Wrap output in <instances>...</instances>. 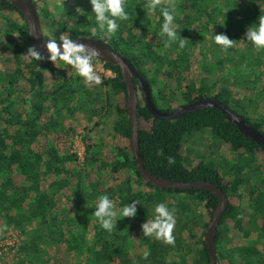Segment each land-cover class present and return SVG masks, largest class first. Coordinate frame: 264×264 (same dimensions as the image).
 I'll return each instance as SVG.
<instances>
[{
    "label": "trees",
    "instance_id": "trees-1",
    "mask_svg": "<svg viewBox=\"0 0 264 264\" xmlns=\"http://www.w3.org/2000/svg\"><path fill=\"white\" fill-rule=\"evenodd\" d=\"M32 1L49 36L98 38L122 53L147 80L152 102L161 111L211 98L264 135L259 52L252 53L251 46L221 51L211 39L212 33L231 39L232 31L244 36L247 27L264 16V0L174 2V23L185 39L183 48L178 43L164 47L165 37L159 33L160 7L168 2L150 13L145 0H125L129 19L118 21L116 32L106 34L97 28L91 6L76 12L83 1L59 6L56 13L43 0ZM28 47L23 17L2 0L0 239L12 227H27L39 233L45 249H21L16 264H209L204 232L217 199L208 191L159 189L140 176L128 146L127 92L120 68L102 62L112 76H101L100 85L89 86L60 61L25 59L22 55ZM246 101L254 104L252 111L245 107ZM82 112L101 130L110 119L111 132L103 139H84L80 160L71 150L76 134L71 118ZM137 119L145 170L172 181L203 180L224 191L227 207L214 240L217 264H264V148L213 108L160 120L150 114L141 97ZM205 132L224 147L222 157L185 164L183 138ZM100 195L112 199L116 209L139 201L136 216H117L113 232L107 233L92 215ZM161 202L174 209L172 244L144 236L141 230L154 205ZM133 234L138 240L134 251Z\"/></svg>",
    "mask_w": 264,
    "mask_h": 264
},
{
    "label": "clouds",
    "instance_id": "clouds-1",
    "mask_svg": "<svg viewBox=\"0 0 264 264\" xmlns=\"http://www.w3.org/2000/svg\"><path fill=\"white\" fill-rule=\"evenodd\" d=\"M91 5V14L95 17L97 28L101 32L108 34L115 33L119 27L118 21H127L129 14L125 10V0H89ZM160 5V0H145V7L151 13ZM176 5L173 0H168L167 7H160V16L163 23L160 27V34L165 37L164 47H169L172 43H178V47L185 46V39L181 38L176 31L174 23V13ZM78 14L83 13L80 8H76ZM75 19V17H73ZM33 31L32 29H30ZM95 31V29H94ZM37 32V31H36ZM211 39L215 45L220 46L221 51L233 47V41L225 34H211ZM45 48L47 59L51 62L60 61L64 65L70 66L79 77L83 78L86 85H100L102 83L100 75L95 71L93 61L99 57L96 47L80 43L68 35H60L59 39L49 36L45 39ZM243 41L250 44L255 51L264 50V16H259L257 22L248 26L244 34ZM25 59L42 61L45 59L34 47H28L26 54L22 55ZM171 157L168 163H173ZM137 204L139 201L132 200L116 209L114 201L107 195H100L95 202V208L92 215L95 217L99 226L107 233L111 234L116 226L117 216L122 218H133L137 214ZM152 217L141 225L144 236H154L166 244L174 242L173 230L176 225L174 209L161 202L156 203L152 209ZM147 256V253H145Z\"/></svg>",
    "mask_w": 264,
    "mask_h": 264
},
{
    "label": "water",
    "instance_id": "water-1",
    "mask_svg": "<svg viewBox=\"0 0 264 264\" xmlns=\"http://www.w3.org/2000/svg\"><path fill=\"white\" fill-rule=\"evenodd\" d=\"M2 0H0L1 2ZM9 3L21 14L26 24L28 41L30 47H34L42 56L46 58L49 55L45 48V43L48 38L43 36L37 9L32 0H7ZM32 29L33 31H31ZM37 31V32H36ZM72 39L80 43L90 44L99 52V57L96 59L100 62L109 63L120 68L122 80L126 85L127 92V111L130 123V136L128 146L136 161V167L140 176L149 182L153 187L159 189H195L199 191H208L215 195L217 205L215 206L210 222L204 232V243L209 255V264H217L214 240L218 223L222 217L223 212L227 207L226 195L224 191L203 180L185 182L180 180L161 179L153 176L145 170L142 159L140 157L138 147V94L139 90L143 99V104L156 119L174 120L184 117L185 115L205 108H213L219 110L227 120L232 123L237 130L246 138L251 139L257 145L264 148V135L257 131L251 124L247 123L243 117L233 113L227 106L222 103L211 99L203 98L197 99L192 103L180 105L170 111H161L152 102L150 95L149 83L139 71L131 64V62L120 52L116 51L106 41L93 38L89 36H78ZM134 80L136 81L139 90L135 87Z\"/></svg>",
    "mask_w": 264,
    "mask_h": 264
},
{
    "label": "rangeland",
    "instance_id": "rangeland-1",
    "mask_svg": "<svg viewBox=\"0 0 264 264\" xmlns=\"http://www.w3.org/2000/svg\"><path fill=\"white\" fill-rule=\"evenodd\" d=\"M75 1L77 0H43L44 4L49 6V9L56 13V10L59 6H74ZM83 1L80 3V9L86 10L90 7L89 0H79ZM168 0H160V3L166 4ZM173 2L178 3V0H173ZM83 4V5H82ZM41 30L43 35L49 37L48 31L41 26ZM93 32V30H91ZM106 33V32H105ZM104 33V34H105ZM160 33V32H159ZM108 34V33H106ZM108 36V35H104ZM244 36L239 35L237 31H232L231 40L233 41V46L237 49L250 47V44H246L243 41ZM260 54V61L262 63V67L260 68V80H261V89L264 91V52L255 51L252 48V53ZM252 58L248 57V61H251ZM95 71L101 76H112L109 72H107L102 62L98 60L93 61ZM57 80L59 79V75L56 76ZM138 99L141 100V95L138 94ZM245 107L252 111L255 106L251 104L249 101L244 102ZM264 112V111H263ZM89 118L86 114L75 113L72 118V126L75 129V136L72 145V152H74L80 160L83 158L84 153V139H93L96 136L98 138H106L111 132V122L108 120L104 122V130H101L99 127H94V121H89ZM183 150H184V162L187 165H192L193 161L196 159L208 158L215 159L222 157L225 149L221 146L220 142H214L208 132L205 133H193L191 135H187L183 138ZM104 153V149L101 148V154ZM180 197L183 200H187L184 194H180ZM190 202L189 200H187ZM117 225V223H116ZM252 235V239H253ZM131 241L134 242L133 251L136 248L138 240L133 234L131 236ZM86 243H88V239H86ZM26 248L28 252H37L42 251L44 249L43 239L39 236V233H32L30 229L24 227L22 229L11 228L10 233H8L4 238L0 239V264H16L21 255V249ZM131 251V250H130Z\"/></svg>",
    "mask_w": 264,
    "mask_h": 264
},
{
    "label": "built area",
    "instance_id": "built-area-1",
    "mask_svg": "<svg viewBox=\"0 0 264 264\" xmlns=\"http://www.w3.org/2000/svg\"><path fill=\"white\" fill-rule=\"evenodd\" d=\"M107 72H109V71H107ZM110 73V72H109ZM110 74H112V73H110Z\"/></svg>",
    "mask_w": 264,
    "mask_h": 264
}]
</instances>
